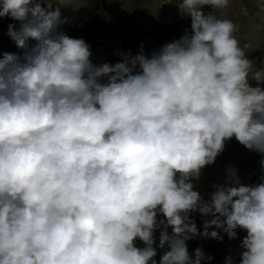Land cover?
Here are the masks:
<instances>
[{
    "label": "clouds",
    "instance_id": "9594fccd",
    "mask_svg": "<svg viewBox=\"0 0 264 264\" xmlns=\"http://www.w3.org/2000/svg\"><path fill=\"white\" fill-rule=\"evenodd\" d=\"M54 2L73 0L0 2V17L25 22L9 27L17 47L37 42L23 63L0 58V264H157V229L159 264H201L186 241L222 240L213 227L246 231L240 264H264V182L230 167L209 200L193 184L233 137L264 157V69L232 20L200 10L229 0H165L192 34L101 65L83 39L51 35ZM195 212L210 217L202 232Z\"/></svg>",
    "mask_w": 264,
    "mask_h": 264
},
{
    "label": "rangeland",
    "instance_id": "374dc122",
    "mask_svg": "<svg viewBox=\"0 0 264 264\" xmlns=\"http://www.w3.org/2000/svg\"><path fill=\"white\" fill-rule=\"evenodd\" d=\"M163 2L165 0H73L71 5L54 2L52 9H60L62 23L51 35L83 39L90 46V59L94 65L115 64L121 59L119 53L130 52L135 56L141 47L151 56L163 45L192 34L190 16L182 13L176 2ZM200 10L205 15L232 20L238 29L235 35L247 58L253 61L254 70L264 69V8L257 0H229L224 9L202 6ZM36 43L29 39L25 49L18 48L15 43L11 53L23 63L25 54L30 53ZM250 83L257 86L254 80ZM262 158L261 154L246 149L233 137L225 142L224 151L215 163L206 166L200 178L193 181L194 190L203 197L206 181L218 166L225 174L233 167L240 180H246L261 167ZM199 216L204 221L210 219L200 213Z\"/></svg>",
    "mask_w": 264,
    "mask_h": 264
},
{
    "label": "trees",
    "instance_id": "16d2710c",
    "mask_svg": "<svg viewBox=\"0 0 264 264\" xmlns=\"http://www.w3.org/2000/svg\"><path fill=\"white\" fill-rule=\"evenodd\" d=\"M2 2V0H0ZM23 21L15 20L10 15L0 17V58H2L5 51L11 53L14 48L15 41L9 35L10 25L14 27L15 31H20ZM102 82H106V78H102ZM206 181V186L203 194V199L209 200L211 194L215 191V186L224 184L226 182V174L222 171L221 166H218L211 173ZM245 185H255L264 182V170L262 166L246 180H240ZM190 218L193 219L197 225L198 230L203 231L204 220L199 216L198 212L191 213ZM163 219L162 215L158 216V220ZM162 229H157L154 233L155 244L153 245L157 250V255L154 259L159 264L161 256L167 251V247H159V236ZM216 230L223 237L222 240L213 239L210 237H196L186 241L190 256L195 259V250L200 248L205 256L201 260V264H226L227 260L231 258L232 264H240V254L244 249L240 247L242 239L247 235L246 231L238 230L237 239H229L226 233L220 229L210 228L209 231ZM171 232V228L168 229ZM137 247H144L143 242L137 240ZM211 259H208V258Z\"/></svg>",
    "mask_w": 264,
    "mask_h": 264
}]
</instances>
